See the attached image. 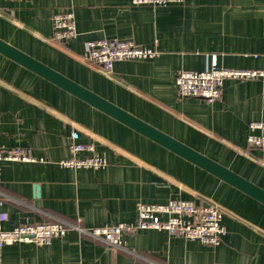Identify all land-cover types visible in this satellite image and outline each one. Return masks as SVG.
<instances>
[{
	"label": "crops",
	"instance_id": "crops-1",
	"mask_svg": "<svg viewBox=\"0 0 264 264\" xmlns=\"http://www.w3.org/2000/svg\"><path fill=\"white\" fill-rule=\"evenodd\" d=\"M62 9L74 13L67 41L53 37L51 17ZM104 36L157 54L107 70L83 56L86 40ZM0 38L264 188V147L246 139L249 122L264 120V0H0ZM213 54L219 66L263 74L225 78L212 102L178 95L177 71L202 69ZM72 130L106 157L105 167L58 163L70 154ZM0 146L37 158L1 162L2 229L51 215L85 227L132 221L139 201L172 197L215 203L226 228L217 245L125 231L139 255L68 229L49 244L1 245L0 264H264L263 202L1 52Z\"/></svg>",
	"mask_w": 264,
	"mask_h": 264
},
{
	"label": "built area",
	"instance_id": "built-area-1",
	"mask_svg": "<svg viewBox=\"0 0 264 264\" xmlns=\"http://www.w3.org/2000/svg\"><path fill=\"white\" fill-rule=\"evenodd\" d=\"M181 0H132V3H150L168 5ZM53 37L67 41L76 35L74 13L71 9H62L51 17ZM157 54L155 46L140 45L132 39L99 37L88 39L84 43L85 59L100 63L110 70L115 60L144 59ZM262 70L241 69L217 65L213 54L202 69H179L174 84L180 96H198L208 102L215 100L225 78H249L262 75ZM247 142L250 145L264 147V120H251L248 124ZM69 141V156L61 159V166L72 169H98L107 165L103 154L95 151L92 143L75 140L76 131L72 130ZM37 158L21 147L0 146V172L3 160H36ZM43 160L42 157H39ZM4 193L0 190V203ZM221 210L215 203H196L192 199L172 197L165 202H142L136 206V218L132 221H118L85 227L78 220L69 221L51 215L49 219L17 224L10 229L0 227V246L14 241H26L36 244H49L52 239L61 237L68 229H75L81 234L102 241L108 248L124 250L139 255L126 244L123 233L136 229H160L170 235L198 240L208 245L220 243L226 228L221 222ZM6 213L0 210V221Z\"/></svg>",
	"mask_w": 264,
	"mask_h": 264
},
{
	"label": "water",
	"instance_id": "water-1",
	"mask_svg": "<svg viewBox=\"0 0 264 264\" xmlns=\"http://www.w3.org/2000/svg\"><path fill=\"white\" fill-rule=\"evenodd\" d=\"M0 52L264 203V188L0 38ZM38 196V190L36 192Z\"/></svg>",
	"mask_w": 264,
	"mask_h": 264
}]
</instances>
